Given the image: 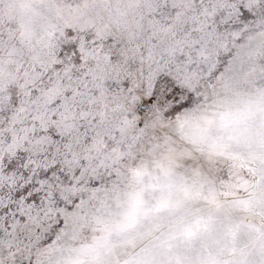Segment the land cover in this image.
I'll use <instances>...</instances> for the list:
<instances>
[{
    "label": "snow or ice",
    "instance_id": "1",
    "mask_svg": "<svg viewBox=\"0 0 264 264\" xmlns=\"http://www.w3.org/2000/svg\"><path fill=\"white\" fill-rule=\"evenodd\" d=\"M0 264H264V0H0Z\"/></svg>",
    "mask_w": 264,
    "mask_h": 264
}]
</instances>
